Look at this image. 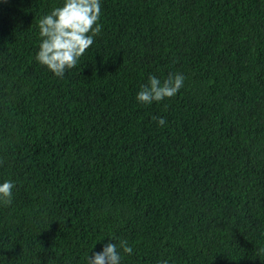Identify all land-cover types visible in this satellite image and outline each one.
Wrapping results in <instances>:
<instances>
[{
    "label": "trees",
    "instance_id": "16d2710c",
    "mask_svg": "<svg viewBox=\"0 0 264 264\" xmlns=\"http://www.w3.org/2000/svg\"><path fill=\"white\" fill-rule=\"evenodd\" d=\"M61 3L0 0V264H86L110 238L122 264H264V0H101L63 78L35 59Z\"/></svg>",
    "mask_w": 264,
    "mask_h": 264
},
{
    "label": "clouds",
    "instance_id": "9594fccd",
    "mask_svg": "<svg viewBox=\"0 0 264 264\" xmlns=\"http://www.w3.org/2000/svg\"><path fill=\"white\" fill-rule=\"evenodd\" d=\"M101 0H62L60 6L53 8L38 22L39 46L35 59L56 77L63 78L66 70L75 68L94 43L103 28L99 23L101 17ZM185 76L181 73L171 74L161 80L149 75L147 83L140 85L136 100L140 104L151 105L174 97L184 86ZM159 127L166 126V118L153 116ZM12 180L0 182V204L10 205L13 200ZM108 242L99 252L86 257V264H122L125 255H132L133 247L126 239ZM94 246V245H93ZM92 246V248H93ZM264 251V250H262ZM160 264H169L162 260Z\"/></svg>",
    "mask_w": 264,
    "mask_h": 264
}]
</instances>
